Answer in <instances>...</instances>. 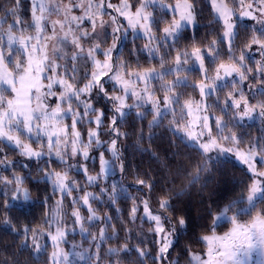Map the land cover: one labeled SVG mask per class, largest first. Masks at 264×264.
<instances>
[{
	"label": "snow or ice",
	"instance_id": "snow-or-ice-1",
	"mask_svg": "<svg viewBox=\"0 0 264 264\" xmlns=\"http://www.w3.org/2000/svg\"><path fill=\"white\" fill-rule=\"evenodd\" d=\"M209 2L215 13L214 19L221 24L223 31L207 47L201 48L193 43L191 50L177 49L176 46L181 39H188V33L193 34L194 40L197 12L192 0H183V3L176 0L175 4L164 0H132L131 3L122 0L120 6L106 0H97L95 5L92 0L87 3L69 0L63 7L58 3L29 0L31 21L27 24L20 15L22 0H8L7 7L0 5L4 13L0 17V167H15L16 162L7 158L6 149L17 151L29 162L43 160L49 165L40 169L43 179L51 183L53 194L59 192L61 195L56 201L54 215L46 219L49 224L46 232L28 226L13 229L12 218L5 217L9 230L24 235L22 251L27 248L28 233L33 232L32 247L40 252L41 245L35 236L38 232L50 237L56 249L50 256L51 264H75L70 257H77L82 264H101L100 249L105 240L113 237L104 227L100 228L98 235L89 232L84 227L79 208L73 207L70 213L72 224L79 225L89 247L73 243L71 251H66L59 245L68 243L67 235L74 232L75 227L69 228L58 219V212L63 198L71 197V204L86 208L89 213L87 221L95 223L100 222L101 217L90 201L104 197L110 205H116L121 191H124L123 182L122 179H111L109 173L115 175L118 172L123 177L125 163L117 145L128 133L122 132L119 125L135 111L140 121L151 115L147 122L149 140L155 134L151 130L168 120L166 127L172 135L186 145L194 146L206 162L198 165L194 179H199L201 170H211L208 164L221 160L230 162L235 159L246 166L245 172L251 183L244 182V188L234 198L217 205V214L210 226L211 234L198 237L206 245V251L203 254L189 252V264H250L253 252L260 257L258 264H264V207H259L264 205V170H257L255 166L256 162L264 165V127L258 130L259 135L247 141L244 137L250 133L233 130L243 129L248 120H258L264 125V0H252L246 9L244 0H239L240 11L217 6L216 0ZM93 7L94 12L90 11ZM76 11H82V14L74 15ZM53 13L62 14V18L49 20ZM105 14L109 15L108 20L103 19ZM9 20L8 28L4 29L3 24ZM253 21L255 23H251ZM161 24L164 26L160 27ZM249 26L250 39L237 57L233 50L234 41L240 28ZM25 28L32 29L34 34L24 35ZM154 28L160 35L153 31ZM17 29L21 30L20 35L16 34ZM130 33L133 44L140 34L148 41L142 48L133 47L132 54L144 52L151 59L158 58L159 69L141 70L137 64L135 70H129L128 61L121 59V44L129 39ZM109 39L111 43L105 47ZM84 41L90 47L85 48ZM218 45L226 47L229 62L216 63L220 55ZM161 48L165 53L158 56ZM171 52L175 55L169 63L164 57ZM253 52L261 59L255 61V67H249L245 61ZM209 61L215 64L213 76H209L206 67ZM192 70L199 72L201 78L198 81L189 82L186 76L180 75ZM169 75L174 78L166 81L165 77ZM157 80L161 82L162 95L159 96L152 86ZM139 84L143 87L138 88ZM188 87L198 94L199 99L189 97L182 100L184 93L178 89ZM226 87L231 90L221 99L218 93ZM105 100L111 105V117L107 116L105 107H96ZM129 100L132 103H128ZM209 100L214 101L215 108L222 115L215 114ZM105 120L108 121L106 132ZM85 121L91 126L87 129V142L78 128ZM102 134L112 138L103 141ZM20 137L39 144V149H34L31 143H25ZM143 139L141 127L137 144ZM93 146L96 157L90 154ZM106 152L110 159L106 158ZM90 159L99 161L100 170L95 175L88 171ZM53 162L64 165L66 171L51 170ZM20 167L27 169L29 163H22ZM77 170L84 175L88 186L99 187L103 181L105 186L100 187L99 194L86 191L85 186L69 177L70 171ZM24 180L25 177L15 174L12 179L0 176V185L3 186L0 187V197L3 198L0 199V208L11 212L15 207L21 215L32 208L29 203L31 192L24 186ZM135 183L140 188L146 187L149 192L153 188V183L143 179H137ZM9 186H12L11 195L7 190ZM73 192H83V195L73 196ZM47 199L50 197L45 201ZM158 203L160 211L152 209L149 200L145 199L133 204L129 213L130 220L135 222L142 209L143 215L139 218L150 222L153 225L151 233L159 237L158 255L152 256L150 251L130 244L108 248L110 255L135 252L140 264L147 257L152 258L153 264H165L169 249L174 246V238L188 224L183 217L173 222L165 214V210L171 207L170 198L160 197ZM111 219L105 215L103 223L111 224ZM221 221H227L231 227L223 234H217L215 229ZM131 235L129 231V237ZM138 238L143 244V237ZM3 264L9 262L5 260ZM12 264H20V261L14 258Z\"/></svg>",
	"mask_w": 264,
	"mask_h": 264
},
{
	"label": "trees",
	"instance_id": "trees-1",
	"mask_svg": "<svg viewBox=\"0 0 264 264\" xmlns=\"http://www.w3.org/2000/svg\"><path fill=\"white\" fill-rule=\"evenodd\" d=\"M118 2L119 0H112V2ZM172 2L174 0H166ZM237 2L239 0H236ZM235 0H225L229 5H236ZM247 0H244V2ZM196 6L197 12V25L193 34L188 33V39H181L177 44V49L188 48L191 50V46L195 43L196 46L205 48L213 39L217 38L219 32L223 31L220 23H217L214 19L213 11L209 0H192ZM0 5L5 7L8 5V0H0ZM239 9V7H235ZM4 15L3 11L0 10V17ZM21 18L25 24L31 21L30 14V3L29 0H22V8L20 11ZM3 24V28H8V23ZM164 25L161 24L160 27ZM17 34H21L19 29L15 30ZM154 31L156 29L154 28ZM34 31L32 29L25 28L23 34L31 35ZM157 34H160L156 31ZM250 26L248 28L241 27L240 34L235 39L233 44V50L235 55H240V50L246 41L250 39ZM260 33L257 31L256 33ZM132 37L129 34V39L123 41L121 44V59L128 61L130 66L129 70H135L137 64L139 68L147 69L151 67L159 68V59H151L147 53L137 52L135 55L130 51L133 47L142 48L144 45V39L140 36L135 39L134 44L131 42ZM111 40L109 39L108 44L110 45ZM220 48V55L216 63L220 61L229 62V57L226 54L227 49L224 45H218ZM165 49L159 50L158 56L164 55ZM175 52H171L164 58L169 63L172 61ZM103 58V57H98ZM260 55L255 52L249 55V58L245 61L249 67H255V61L260 60ZM206 67L209 69V76L215 74V64L210 61L206 63ZM189 82L198 81L201 77L198 71L192 70L187 72H181L180 75L184 74ZM173 79L172 75L165 77V80ZM160 81H154L152 86L157 89L156 95H162V90L159 89ZM109 87H111L109 85ZM183 92V99L192 97L197 99L198 94L192 90V88H181L178 89ZM230 87H226L222 92H219L221 99L224 98V94L230 91ZM210 104H213L215 114L222 115L218 108H215L214 101L209 100ZM96 107H105L108 117L112 116L111 105L108 101H102L97 104ZM171 117H169L170 119ZM151 119L149 114L146 120L140 121L135 111L131 112L126 119L120 123L119 127L122 132L128 133L126 137H122L118 142L117 147L123 154L125 163V172L123 177L117 172V181L122 179L124 191H121L117 203L115 206L107 204L106 202L101 204V207L97 211L101 215L100 222H95L92 225L95 233L99 232L101 227H104L106 233L112 236V239L105 240L101 248L102 259H109L115 264H140V260L135 252L129 255H110L108 248L121 247L124 244L137 245L151 252L152 256L158 254V238L154 237L150 229L153 225L147 220H141V211L137 213L138 218L135 222L130 220V210L133 204H139L141 201L148 199L152 209L160 211L158 200L160 197L170 198L171 207L165 210V214L172 218L173 222L179 217H183L187 221V228L181 230L178 237H175L174 246L169 249L170 255L166 256L165 264H189V252L201 253L205 248V244L198 240V237L203 236L207 233H211L210 226L213 222L214 214L217 213V205L225 202L228 199L234 198L245 183H251L248 180L245 168L236 163L231 159L230 162H224L223 160L208 164L207 167L211 170H201L199 172V179H194L197 173L198 165L206 163L204 158L194 149V146L186 145L181 142L178 138L172 135L167 129L166 125L168 120L163 122V125L159 128L153 129L155 134L152 139H148L149 128L147 127L148 120ZM228 119L227 116L224 117ZM68 122V121H66ZM183 123V122H182ZM108 126V121L105 120V132ZM91 127L85 123L82 126H78L79 130L83 134V139L86 140L87 129ZM141 127L144 131V139L140 140L139 145L137 141L139 139V132ZM229 127H232L229 124ZM264 127L258 120L246 121L243 129H233L234 131L250 133L245 135V141L252 137H256L260 134L258 131ZM25 143H31L34 149H39L40 145L33 143L27 139V137H20ZM101 140L110 141L112 137L107 134L101 135ZM147 149V151H145ZM7 158L16 162L15 167L3 168L0 167V176L8 177L12 179L13 174L25 177L24 186L27 187L31 192L32 208L27 210L24 215H21L15 207L12 208L11 212L5 211L0 208V264H3L5 260L12 264L14 258L20 261V264H51L50 256L52 246L50 244L49 237L40 235L38 232L35 233L37 243L41 245L39 253L36 252L32 247V239L34 236L33 232L28 233L27 237V248L21 250V244L24 242L25 237L23 234H17V232L9 230L5 224V217L12 218L13 229H20L24 226H28L32 229H43L45 232L49 230V224L46 223V219L54 215L56 209V201L61 199L59 192L53 194L52 185L49 181L43 179V172L41 168H48L43 160L31 162L27 161L26 158L21 157L17 151L7 150ZM105 156L109 154L106 152ZM93 157H96L93 156ZM154 157H159L158 159ZM22 163H29V168L22 169L20 165ZM99 162L96 159H90L87 163L91 174L98 173ZM51 170L63 172L64 165L58 162H53L50 165ZM69 177H74L79 184L86 183L83 174L77 171H70ZM137 179H143L147 182L153 183L151 192L145 187L140 188L136 185ZM0 187H3L0 185ZM11 188L9 186V195H11ZM46 197H50L45 201ZM0 199H3L0 197ZM73 205L68 197L63 198L62 204L59 208L58 219L64 221L69 228L77 225L72 224V217L70 213L73 210ZM82 209L80 206H78ZM77 207V208H78ZM264 207V205H259ZM82 213H86L85 209ZM211 213V215H210ZM105 215L111 216V224L103 223V217ZM245 220L248 217H244ZM86 222V221H84ZM227 221H222L218 224L215 231L221 233L229 227ZM129 231L132 233L129 237ZM80 232H69L67 238L71 241H77V237H80ZM142 236L144 243L141 244L138 237ZM85 241V238L83 239ZM31 253V254H30ZM80 264V263H75ZM143 264H153L152 258L147 257L144 259Z\"/></svg>",
	"mask_w": 264,
	"mask_h": 264
},
{
	"label": "rangeland",
	"instance_id": "rangeland-1",
	"mask_svg": "<svg viewBox=\"0 0 264 264\" xmlns=\"http://www.w3.org/2000/svg\"><path fill=\"white\" fill-rule=\"evenodd\" d=\"M235 1H236V0H235ZM43 2H44V3H48V4H57V3H58L61 7H63L64 5H66V4L69 3V0H43ZM78 2H79V0H78ZM84 2L87 3V0H84ZM106 2H107V3H110V4H112V5H115V6H120L121 3H122V0H119L118 2H115V1L112 2V0H106ZM131 2H132V0H129V3H131ZM164 2H165V3H170V4H175V3H176V0H174V1H172V2H168V1L164 0ZM236 2H237V1H236ZM250 2H252V0H247V1L244 2V3H245V9H246V5H247L248 3H250ZM92 3H93V5H95V4L97 3V0H92ZM181 3H183V0H181ZM210 5H211V4H210ZM216 5H217V6H227V8H229V9H235L236 11H240V10H242L241 7H240V3H239V1L236 3V5H234V4L229 5V4H227V3L225 2V0H216ZM236 6L239 7V9H236V8H235ZM253 6L255 7V4H254ZM211 8H212V11H213V15H215L212 5H211ZM90 11H93V12L96 11L95 7H93ZM108 11H109L110 13L112 12L111 9H109ZM149 11H151V9H149ZM38 14H39V13H38ZM73 14H74V15H81V14H82V11H76V12H74ZM113 14H114V13H113ZM61 18H62V14H61V15H56V14L53 13V14H51V15L49 16V20H56V19H61ZM109 18H110V17H109L108 14H105V15L103 16V19H104V20H108ZM251 23H255V22L253 21V22H251ZM20 31H21V30H20ZM153 31H154V29H153ZM154 32H156V31H154ZM16 34H17V33H16ZM33 34H34V32H33L31 35H33ZM156 34H157V33H156ZM17 35H19V34H17ZM25 35H27V34H25ZM130 35H131V33H130ZM157 35H160V34H157ZM139 36L142 37V38L144 39V44L148 43L147 39L144 38L142 34H140ZM82 43L84 44V47H85V48L90 47V44H89L87 41H84V42H82ZM104 46L107 47L108 45H104ZM143 46H144V45H143ZM101 59H103V58H101ZM157 69H159V68H157ZM184 75H185V73L182 74L181 76L183 77ZM125 78L127 79V77H125ZM169 80H172V79L170 78ZM140 87H143V84H139V85H138V88H140ZM197 99H199V96L197 97ZM128 103H132V100H129ZM53 106H54V105H53ZM66 123H67V122H66ZM214 134H215V133H214ZM225 134H226V133H225ZM103 141H105V140H103ZM85 142H87V137H86ZM222 143H223V141H222ZM226 146H231V145H226ZM241 147L243 148V147H246V146H245V145H241ZM90 154H91L92 157L95 156V155H97L96 150H95V146H93V149L90 150ZM108 154H109V153H108ZM106 158L110 159V158H111V157H110V154H109V156L106 157ZM80 159H81V162H83V161H82V158H80ZM93 160H94V159H93ZM96 160L98 161V159H96ZM232 160H234L236 163L242 165L241 163L237 162L235 159H232ZM72 162L75 163L76 161H72ZM98 162H99V161H98ZM242 166H243L244 168L246 167V166H244V165H242ZM255 166H256L257 170H264V165H261L259 162H256V163H255ZM98 168H99V166H98ZM99 170H100V169H99ZM99 170H98V172H99ZM64 171H66V169H64ZM64 171H63V172H64ZM88 171L90 172L89 167H88ZM89 174H90V175H95V173H93V174L89 173ZM109 175H110V178H111V179L117 180V176H115L116 174L113 175L112 173H109ZM72 178H74V177H72ZM80 185L85 186V190H86V191H90V192H93V193H95V194H99L100 187H104V186H105L104 183H103V181H101L99 187H97V186H95V185L88 186L87 183H81ZM82 195H83V192H73V196H82ZM68 198H69L70 201H71V197H68ZM104 202H106V203L108 204L107 199L104 198V197H102L100 200L90 201V203L92 204V208L95 209L96 214H97L99 217H101V215H100V213L97 211V209H98L99 207H101V204L104 203ZM78 206H80V205L77 204V205H75L74 207L77 208ZM78 208H79V207H78ZM84 209H85V211H86L85 214L82 213V210H84ZM79 210H80V214H81V216L84 218V221H86V222H84V227H85L89 232L98 235V233H99L98 230H97L96 233H95V230H93V227H94L95 225H92L93 223H89V222L87 221V219H86L87 216L89 215L87 209H86V208H82V209L79 208ZM140 211H141V215H143L142 209H140ZM216 214H217V213H215L214 216H215ZM229 215H231V213H230ZM213 218H214V217H213ZM221 222H222V221H221ZM100 224H101V221H100ZM230 227H231V225L229 224V227H228L226 230H224L223 232L229 230ZM75 231H76V232H80L79 225L76 226ZM223 232H221V233H217V234H223ZM80 234H81V233H80ZM210 234H211V233H207V234H205V235H210ZM84 238H85V237H84V235H82V234H81L80 237H77V241H71V240H69V239L67 238L68 243H67V244H65V243H61V244L59 245V247L64 248L66 251H71V245H72L73 243H75V244H77V245L83 244V247H84V248H87V247H89V244H88V242H87L86 240L83 241ZM157 238H158V240H159V237H157ZM90 239H91V237H88V240H90ZM49 240H50L49 242H50V244H51V246H52V249H51V250H52L51 253H52V252L55 251L56 249L53 247V245H52V241H51L50 237H49ZM158 248H159V243H158ZM77 251H79V248H77ZM205 251H206V245H205V248H204L203 252H205ZM203 252H201V253H194V254H203ZM100 253H101V249H100ZM157 255H158V254H157ZM70 259H72L75 263H80V264H82V262H80L79 259H78L77 257H70ZM259 259H260V257L258 256V254H257L256 252H253V253H252V257H251V262H250V264H258V260H259ZM101 264H111V261H110L109 259H102V260H101Z\"/></svg>",
	"mask_w": 264,
	"mask_h": 264
}]
</instances>
